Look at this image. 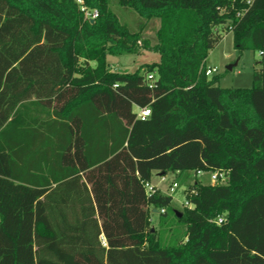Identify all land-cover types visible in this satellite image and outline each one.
<instances>
[{"label":"trees","instance_id":"trees-1","mask_svg":"<svg viewBox=\"0 0 264 264\" xmlns=\"http://www.w3.org/2000/svg\"><path fill=\"white\" fill-rule=\"evenodd\" d=\"M115 1L138 31L111 0H0V264H264V0ZM228 32L260 51L250 88L206 74ZM141 48L160 61L111 70ZM154 171L209 176L169 245L151 231L172 202L147 191Z\"/></svg>","mask_w":264,"mask_h":264},{"label":"rangeland","instance_id":"rangeland-1","mask_svg":"<svg viewBox=\"0 0 264 264\" xmlns=\"http://www.w3.org/2000/svg\"><path fill=\"white\" fill-rule=\"evenodd\" d=\"M111 9L118 15L119 20L127 24L132 31H138L140 21L138 18L125 10L115 0H111ZM160 26V19L153 17L149 19L141 31L142 39H147L151 46L157 43V30ZM107 60L113 71L133 72L141 65L157 63L160 61L159 53L148 48H141L136 53H122L118 55H108ZM261 54L259 50L252 48L239 49L235 45L232 32L224 35L222 40L211 48L206 64L207 67H216L214 75L219 76L218 85L224 88H250L253 86V76L255 70L259 69ZM136 111V109H135ZM164 178V179H163ZM209 176H198L194 171H185L177 176L170 171L165 176H159L154 171L148 184L163 190L165 194L172 196V202L169 206L167 215H161L158 212H152V228L159 234L162 245L171 244V233L176 228L181 230L185 227L183 222H177L173 214L180 210L187 199L186 189L189 183L206 180ZM176 182L174 191L170 187Z\"/></svg>","mask_w":264,"mask_h":264},{"label":"built area","instance_id":"built-area-1","mask_svg":"<svg viewBox=\"0 0 264 264\" xmlns=\"http://www.w3.org/2000/svg\"><path fill=\"white\" fill-rule=\"evenodd\" d=\"M78 3L82 4L83 3V0H77ZM82 10L84 11L85 13V18L86 19H94L98 16V11L96 9L94 10H88L86 8V6L82 5ZM217 71V68L216 67H208L207 70H206V74L207 75H211L213 74L214 72ZM148 78L149 79H152L153 78V75L152 74H149L148 75ZM114 86H117V85H114ZM151 115V109L149 106H144V107H139L138 109V112H137V117L142 119V120H145L147 119L149 116ZM202 172L201 171H198L197 174H201ZM218 173H214L213 175H211V182L214 183L217 181V178H218ZM177 185L176 182L173 183V186L170 187V191H174V187ZM146 188H147V191L150 192V193H153L155 192L156 190V187L155 186H151L150 184L147 183L146 185ZM185 205H189V202L188 201H185ZM164 211V210H162ZM223 221L222 218H218L216 220L217 223H221Z\"/></svg>","mask_w":264,"mask_h":264},{"label":"crops","instance_id":"crops-1","mask_svg":"<svg viewBox=\"0 0 264 264\" xmlns=\"http://www.w3.org/2000/svg\"><path fill=\"white\" fill-rule=\"evenodd\" d=\"M135 109H136L135 112H138V109H139V108L135 106L134 110H135ZM158 175L161 176L159 172H158ZM163 179H164V178H163ZM157 189H158V188H157ZM159 190H161V188H160ZM161 191H163V190H161ZM163 192H164V191H163ZM164 193H165V192H164Z\"/></svg>","mask_w":264,"mask_h":264},{"label":"water","instance_id":"water-1","mask_svg":"<svg viewBox=\"0 0 264 264\" xmlns=\"http://www.w3.org/2000/svg\"><path fill=\"white\" fill-rule=\"evenodd\" d=\"M93 21H94V19H90V22H93ZM160 175H163V173H160ZM154 212H157V209H154ZM152 230H154V229L152 228Z\"/></svg>","mask_w":264,"mask_h":264}]
</instances>
